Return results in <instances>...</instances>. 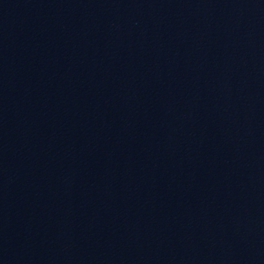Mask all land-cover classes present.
Listing matches in <instances>:
<instances>
[{
    "label": "water",
    "instance_id": "95a60500",
    "mask_svg": "<svg viewBox=\"0 0 264 264\" xmlns=\"http://www.w3.org/2000/svg\"><path fill=\"white\" fill-rule=\"evenodd\" d=\"M0 264H264V0H0Z\"/></svg>",
    "mask_w": 264,
    "mask_h": 264
}]
</instances>
